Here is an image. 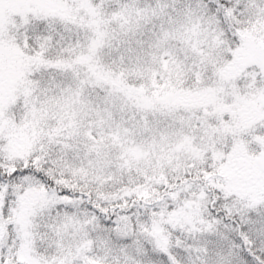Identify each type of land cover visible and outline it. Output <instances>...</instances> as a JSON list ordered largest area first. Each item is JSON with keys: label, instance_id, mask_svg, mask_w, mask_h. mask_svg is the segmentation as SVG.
I'll return each mask as SVG.
<instances>
[{"label": "snow or ice", "instance_id": "6c2138e0", "mask_svg": "<svg viewBox=\"0 0 264 264\" xmlns=\"http://www.w3.org/2000/svg\"><path fill=\"white\" fill-rule=\"evenodd\" d=\"M0 264H264V0H0Z\"/></svg>", "mask_w": 264, "mask_h": 264}]
</instances>
